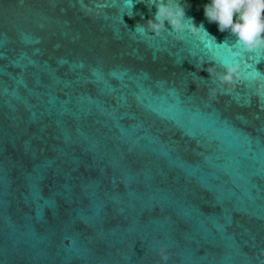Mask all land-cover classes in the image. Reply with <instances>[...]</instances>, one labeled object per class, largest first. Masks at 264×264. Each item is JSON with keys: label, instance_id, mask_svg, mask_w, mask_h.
<instances>
[{"label": "water", "instance_id": "95a60500", "mask_svg": "<svg viewBox=\"0 0 264 264\" xmlns=\"http://www.w3.org/2000/svg\"><path fill=\"white\" fill-rule=\"evenodd\" d=\"M132 5L0 0V264H264V50Z\"/></svg>", "mask_w": 264, "mask_h": 264}, {"label": "clouds", "instance_id": "9594fccd", "mask_svg": "<svg viewBox=\"0 0 264 264\" xmlns=\"http://www.w3.org/2000/svg\"><path fill=\"white\" fill-rule=\"evenodd\" d=\"M128 15L131 16L132 0H125ZM155 5L157 11L154 19H149L146 25H137L135 33L143 36H159L162 30L170 26L173 33L190 32L194 36L205 37V47L215 45L217 48L233 47L242 48L248 52L264 50V0H208L204 7V16L208 23H215L218 31L228 32L235 37V43L229 45L227 41L217 43L203 23L197 25L192 17H186L185 5L181 0H148V6ZM177 39H181L177 35ZM205 61L201 60V64ZM258 63V62H257ZM206 71L222 84H230L235 80L246 78L239 62L222 61L217 66L214 64ZM194 74V73H193ZM195 75V74H194ZM204 80L202 78H198ZM216 89L211 90V95H216ZM160 264H167L169 253L164 247L159 252Z\"/></svg>", "mask_w": 264, "mask_h": 264}]
</instances>
